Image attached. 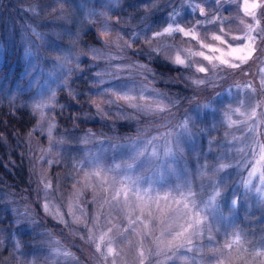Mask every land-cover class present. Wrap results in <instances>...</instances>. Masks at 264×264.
I'll list each match as a JSON object with an SVG mask.
<instances>
[{
    "label": "rangeland",
    "instance_id": "obj_1",
    "mask_svg": "<svg viewBox=\"0 0 264 264\" xmlns=\"http://www.w3.org/2000/svg\"><path fill=\"white\" fill-rule=\"evenodd\" d=\"M42 2L43 0H0V45L3 47V51L0 52V84L15 85L19 81L23 71L21 57L28 54L25 49L31 51L25 37L27 36L29 40L35 39L32 28L41 31L44 25L50 27L60 23L56 20L60 12L55 10L57 9L55 0H48V6L44 11H41ZM69 2L74 0H66V3ZM195 2L209 9V15L203 16L189 4L181 5L180 0H177L174 7L180 15L176 19L187 27L195 25L201 38H207V43L220 48L221 51L212 53L210 48H203L195 39L184 36L183 40L187 45H191L193 52L202 51L205 55L220 57L222 53L231 50L229 45L231 48H244L250 43L244 38L247 25L253 27L250 33L254 37L251 41L253 47L250 53L243 51L237 55L226 56L227 64L220 63L219 59L209 62L204 56H193L192 60L196 61L193 67L179 68L176 74L181 82L177 85L182 88L180 92L172 91L180 99V104L174 110L175 121L177 123L183 121L189 114L198 115V105L207 104L208 107L203 111L205 117L210 115L212 120L208 122L206 119L199 125L205 129L200 133L204 152L211 157L221 151H225L227 155L226 150L231 149V156L238 158L235 149L244 146V139L255 135L258 142H264V125L259 119L256 121L255 133L249 132L239 123L235 127H229L226 119L228 115H231L233 120L244 119L231 110L240 106L238 101L245 104L249 102L246 98L249 92L246 85H253L256 88V92L252 93L251 103L259 104L264 101V88L261 87V79L264 78V39L258 34L260 29H264V7L254 9V15H246L243 9L244 0H221L219 4L217 0ZM249 2L264 5V0ZM34 5L37 8L36 14L28 10ZM166 11H171V8ZM163 14L165 13H157L156 16L158 18ZM214 16L227 18L224 23L219 24L222 33L218 32L216 23L206 22ZM197 21L204 23L198 24ZM89 31L95 32L94 29ZM212 33L222 34L226 43L211 41ZM180 35L176 34L178 40ZM82 43L87 45L89 42ZM238 56H246L247 59L241 60ZM231 64L237 67H230ZM199 67H204L207 71L199 72L197 70ZM185 76L203 80L204 83L193 84L192 80L185 81ZM21 83L26 85L27 82ZM74 86L79 89L77 100L80 103L75 101L69 103L70 98L62 91L57 103H62L65 107L45 109V112L56 117L57 126L52 131L53 137L67 141L64 144L52 145L53 151L60 154L58 163L55 162L52 153L43 155L39 151L41 146H49L48 134L37 128L40 122L39 115L22 103L27 97L17 95L10 98L3 95L0 99L2 104L8 105L11 109L25 108L36 117L32 129L16 142L8 144V152L3 150L0 153V160L6 168L5 172L0 171V222L5 221V227L1 223L0 227L6 232L15 231L22 245L21 250L13 256L11 246L6 241L5 247L0 250L2 264H13L16 257H21L31 264H139L137 251L140 242L154 251L155 245L152 236L138 234L141 227L139 221L131 223V220L139 215L141 204L137 196L142 197L149 205L152 204L149 197L155 199L167 193L179 199L176 189L185 185L186 178L182 167L171 164L172 156L157 162L160 165L157 173L146 172L143 164H138L134 169L127 171L126 175L123 174L125 172L123 169L119 170L121 173L119 175L108 171L115 163L131 162L130 157L135 152H130L127 148H113L112 145L117 142L116 137L120 138V143H124V136L135 135V128L130 129L128 121L118 122L115 129L111 128L109 126L111 121H103L94 115L95 108L88 103L89 88L86 80H77ZM262 110L264 109L257 108L258 112ZM85 113L93 115L90 118ZM89 122L96 123V126L83 125ZM153 122L161 123L155 120ZM197 122L199 123V120ZM189 127H192L191 122ZM89 129L100 139L83 143L82 138ZM169 131L173 134L169 138L170 144L175 150L177 138L184 134L183 129L168 124L166 127L153 128L148 135L159 136ZM232 136L242 139L233 140ZM110 137L113 139L110 140ZM210 140L214 151H209ZM153 143L162 148L163 139L153 140ZM255 147L252 145V148H246V160L252 159ZM97 165L102 169L101 175L92 176L86 181L85 172L94 171ZM241 175L247 177L248 169L244 168ZM42 176L52 184V189L48 193L44 190ZM137 177L142 179H139L138 183H133ZM253 184L255 187H264L258 178L253 179ZM192 189L197 194V204L202 207L200 201L202 198L207 199L208 192L201 194L200 181L195 176L192 177ZM255 198L256 194H252L253 204ZM45 203L50 205L51 211L44 207ZM168 203L175 207L171 200ZM18 216L27 219L16 228L15 220ZM208 220L216 239L209 241L205 236L201 240H194L192 251L181 248L175 255L187 257L189 264H216L217 257L207 249L217 247L226 239H231V233L246 236L248 243L245 248L248 251L264 240V213L258 210L249 212L242 209L235 216H227L225 219L210 215ZM152 225L158 236L159 220H153ZM57 245L59 251L56 250ZM110 247L115 249V252L110 253L108 251ZM22 253L26 255L22 256ZM64 253H71V256ZM246 259L250 260L248 257ZM161 261H165V257L155 255L145 264H161ZM165 264L185 262L183 259H171L166 260ZM235 264H243V261L237 260ZM250 264L257 262L250 260Z\"/></svg>",
    "mask_w": 264,
    "mask_h": 264
},
{
    "label": "clouds",
    "instance_id": "obj_2",
    "mask_svg": "<svg viewBox=\"0 0 264 264\" xmlns=\"http://www.w3.org/2000/svg\"><path fill=\"white\" fill-rule=\"evenodd\" d=\"M55 2V10L60 12L56 20L60 23L50 27L44 25L41 31L32 28L35 39L29 40L25 37L31 51L25 49L28 54L21 57L23 71L19 81L15 85L0 84V99L3 95L10 98L17 95L27 97L22 103L39 115L37 128L41 129L42 133L47 132L49 145L41 146L39 151L43 155L52 153L55 162H59L60 154L53 151L52 145L64 144L67 141L53 137L52 131L57 126L56 117L45 112V109L65 107L64 104L57 103L62 91L70 98L69 103H80L77 100L80 92L74 83L77 80H86L89 88L88 103L94 106L95 116L103 121H111L109 126L113 129L121 121H128L130 129L135 128V135L123 137L124 143H120V138L116 137L117 142L112 145L113 148H127L130 152H136L157 138L167 136L169 139L173 135L171 131L159 136L149 137L148 134L153 128L173 124L183 129L184 134L177 138L171 164L182 167L186 182L191 187L192 177L195 176L200 181L201 194L212 191L214 187L217 189L220 193L218 204L224 210V216L219 218L235 216L242 209L249 212L255 209L264 213V193L258 195L256 191L261 187H245L242 182V178H246L241 175L242 170L246 168L247 161H250L245 159L247 153L235 158L231 156V149L226 150L227 155L225 151H221L211 157L204 152L200 133L205 129L199 125L206 119L208 122L212 120L210 115L205 117L203 111L208 105H198V115L189 114L185 120L178 123L175 121L174 110L180 104V99L172 92V86L181 82L176 74L177 70L181 67L191 68L196 63L192 60L196 55L187 54L192 51L191 45H187L183 40V30H196V27L182 25L176 19L180 15L174 7L177 0ZM220 2L221 0H217L218 4ZM180 3L187 5L189 0H180ZM47 6L48 0H43L41 11ZM199 7L204 9L201 15H209V9L202 5ZM169 8L171 11H166ZM28 10L37 13L35 5ZM157 13L165 14L157 18ZM89 29H94L98 43H82ZM177 33L181 34L179 40L176 38ZM2 51L3 47L0 45V52ZM177 55H182L184 64L176 62ZM184 80H192L193 84H197V80L191 76H185ZM22 81H26V85L22 84ZM85 115L91 118L93 114ZM154 120L161 123H154ZM189 122L192 124L191 128ZM99 139L100 137L89 129L82 142L91 143ZM214 139L215 137L212 138ZM208 148L209 151H214L211 140ZM208 168L212 171L202 175V170ZM259 183L261 184L260 180ZM252 194H256L254 204L251 202ZM24 219L27 217L21 219L18 216L15 220L16 226L24 223ZM6 241L11 246L12 255L16 256L22 247L17 233L6 232L0 227V250L5 247ZM13 264L31 262L16 257Z\"/></svg>",
    "mask_w": 264,
    "mask_h": 264
},
{
    "label": "snow or ice",
    "instance_id": "obj_3",
    "mask_svg": "<svg viewBox=\"0 0 264 264\" xmlns=\"http://www.w3.org/2000/svg\"><path fill=\"white\" fill-rule=\"evenodd\" d=\"M189 5L193 7L200 14L204 12V9L199 7L200 4L196 3L195 0H189ZM257 7H264L259 3H250L249 0H244L243 9L246 15H254V9ZM227 18L214 16V18H209L206 22L208 24H217L218 32L222 33V29L219 28L220 23H224ZM258 23V22H257ZM247 31L245 33L246 39L250 41L248 45H245L244 48H229L231 49L227 53H222L220 57H213L211 55H205L204 52L198 51L193 53L191 50L188 51V55L204 56L205 59L212 62L214 59H219L220 63L227 64L228 61L225 58L226 56L237 55L243 51H248L249 53L252 50L251 41L254 40V37L250 35L253 31L252 25L246 26ZM184 36L195 39L203 48H210L212 53L220 52L221 49L213 47L210 43L206 42L207 38H201L200 34L193 29L183 30ZM258 34L261 36V39H264V29H260ZM211 41H219L221 44L226 43L223 39L222 34L212 33L210 36ZM234 39H240V37H234ZM176 62L178 64H184L185 60L182 55L176 56ZM238 59L246 60V56H238ZM215 66V65H214ZM230 67H237L235 64H231ZM199 72H206V68L199 67L197 69ZM195 83L202 84L203 80H197ZM249 92L247 95V100L249 101L245 104L242 101H238L239 107L232 109L233 113H238L240 117H243V120H233L231 115L226 117L227 124L229 127H235L239 124H243L249 132H256V121L259 119L260 123L264 125V110L258 112L257 108L264 109V101H261L259 104L251 103L252 93L256 92V88L253 85L245 86ZM261 87L264 88V78L261 79ZM38 108L41 106H37ZM249 122L251 125L249 126ZM51 132V128H49ZM163 139L162 148L155 143L147 144L146 146L138 149L135 154L130 157V161H122L121 163H115L112 165L111 169L108 171L116 172L118 175L121 174L119 170L123 169L126 175L127 171L134 169L138 164H143L145 171H151L153 173L159 172L160 165L157 163L162 158L170 157L174 154V148L169 143L167 136L163 138H157L156 140ZM233 140H240L242 138L232 136ZM250 140V142H249ZM252 145H255L254 155L250 161H247L246 168L248 169V175L246 178H242V182L245 187L255 188L253 184V179L258 178L261 181V184L264 185V142H258L256 136L253 135L250 138L244 139V146L237 147L235 151L238 155L243 156L246 152V148H252ZM212 171L211 168L203 169L202 175L207 172ZM219 171V169H216ZM102 169L97 165L94 171L85 172L84 179L87 181L92 176H100ZM132 179L131 177H128ZM139 179L142 177H137L133 180V183H138ZM44 181V190L46 193L52 189V184L42 176ZM87 186V185H85ZM257 194L264 193V187L256 189ZM176 192L179 195V199L173 196L171 193H167L163 197H157L155 199L149 197L152 201V204L149 205L147 201H144L142 197L137 196V199L140 201L139 215L135 217L134 220H131V223L140 222L139 235L141 236H152L153 243L155 245V251L153 249L147 248L143 245L142 242L139 244L137 251V258L139 264H145L146 261H149V258L155 255H163L166 260L183 259L185 264H189L187 257H180L175 255V253L181 249L186 248L188 251H192L194 246V240H201L203 237L207 236L209 241H214L216 239L215 235L212 234L213 227L210 224L208 217L217 216L223 217L224 210L219 207L218 201L220 198V193L214 187L212 191L208 192L207 199H201L200 204H197V194L193 191L192 187L185 182L183 188L179 186L176 189ZM75 199V197H74ZM169 200L172 201V204L175 205L173 208L169 204ZM163 201V204H161ZM154 205V207H153ZM127 207V202H125ZM44 207L51 211L50 205L45 203ZM153 220H159V235H156V229L152 225ZM231 239H226L224 243L220 244L217 247L208 248L207 251L217 257L216 264H235V261L241 260L243 264H250L251 261H256L257 264H264V240L256 246H253L251 251H248L245 248V245L248 243L246 236H243L240 233L233 232L231 233ZM57 251H59V246L57 245ZM108 251L115 252V249L109 248ZM201 251V249H197ZM172 253L173 255H168ZM66 256H71V253H64ZM246 257L250 258L246 259ZM165 261H161V264H165Z\"/></svg>",
    "mask_w": 264,
    "mask_h": 264
},
{
    "label": "trees",
    "instance_id": "obj_4",
    "mask_svg": "<svg viewBox=\"0 0 264 264\" xmlns=\"http://www.w3.org/2000/svg\"><path fill=\"white\" fill-rule=\"evenodd\" d=\"M83 41L86 44L87 42L98 43V41L96 40L95 32L91 31H88V33L85 34ZM181 88L182 87L180 85H173L172 91L180 92ZM35 123L36 117L30 110L25 108L11 109L8 105L2 104V102L0 101V153L3 152V150L8 152L7 145H11L12 143L16 142L17 139H19L21 136L27 134L35 125ZM83 125L96 126V123L89 122L84 123ZM5 170L6 168L0 160V171L5 172ZM16 180H18L17 176ZM1 224H3L4 226L5 221H3ZM15 227L17 228V226Z\"/></svg>",
    "mask_w": 264,
    "mask_h": 264
}]
</instances>
